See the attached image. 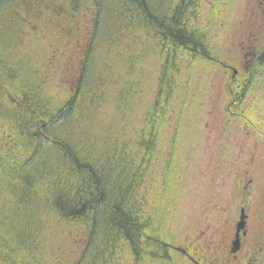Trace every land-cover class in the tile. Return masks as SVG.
Listing matches in <instances>:
<instances>
[{
    "label": "trees",
    "instance_id": "trees-1",
    "mask_svg": "<svg viewBox=\"0 0 264 264\" xmlns=\"http://www.w3.org/2000/svg\"><path fill=\"white\" fill-rule=\"evenodd\" d=\"M197 2L0 1V264L169 263Z\"/></svg>",
    "mask_w": 264,
    "mask_h": 264
},
{
    "label": "rangeland",
    "instance_id": "rangeland-1",
    "mask_svg": "<svg viewBox=\"0 0 264 264\" xmlns=\"http://www.w3.org/2000/svg\"><path fill=\"white\" fill-rule=\"evenodd\" d=\"M249 1L248 14L253 10V0ZM243 2L198 0L194 25L201 31L197 37L203 44L197 48L204 59L193 67L189 93L181 87L176 101L177 108L185 104L186 112L179 122L175 147V159L182 170L168 244L205 261L213 250L230 256L241 209L247 215V225L237 261L255 252L264 228V85L258 87L257 94L246 93L244 106L227 90L228 83L242 74L245 28L255 31L258 26L249 22L247 15L243 20ZM5 24L0 13V30ZM19 24L20 29L9 23L7 33L15 36L21 30L29 34V25H21V19ZM202 28H207L206 32ZM260 77L257 80L264 81V74ZM255 96L262 99L260 106ZM246 111L252 125L242 118ZM117 264L131 262L122 255ZM168 264L190 263H185L180 251H171Z\"/></svg>",
    "mask_w": 264,
    "mask_h": 264
},
{
    "label": "flooded vegetation",
    "instance_id": "flooded-vegetation-1",
    "mask_svg": "<svg viewBox=\"0 0 264 264\" xmlns=\"http://www.w3.org/2000/svg\"><path fill=\"white\" fill-rule=\"evenodd\" d=\"M253 10L248 14V7L247 4H250L249 0H244L242 3V7H244V13L246 17L249 19V22L254 23L256 29L251 31H247L245 28L244 35L246 39L244 40L243 49V58H242V74H238L236 71L234 74H238L239 77V87L241 90L240 99L242 100V106L246 103V93H258V87L264 85V81L257 80L260 75L264 74V0H253ZM246 18V19H247ZM228 69V68H227ZM256 78V79H255ZM261 78V77H260ZM256 104H260L263 102L262 99L258 96H255ZM258 106V107H259ZM257 107V108H258ZM253 110L256 112V109ZM255 114V113H254ZM244 121L246 120L250 125L251 117L248 115V111L242 115ZM242 211V209H241ZM247 225V224H246ZM245 232V233H244ZM244 233V234H243ZM246 236V228L245 230H241L238 234L240 248L239 251L236 253L238 254L242 250V238ZM236 237V233H235ZM235 239V238H234ZM233 243V242H232ZM165 246V245H164ZM232 247V244H231ZM231 247L229 254L230 256H220L218 252L212 251V256H208L207 260H201L194 256H191L187 250H181L180 253L187 259L190 264H233L238 262L237 264H264V228L263 234L260 240L258 241L257 245L255 246L256 250L253 253L252 251L249 254L238 259L236 258V254H231ZM167 250L176 251L178 252L175 247L167 245L165 246ZM225 252V250H224Z\"/></svg>",
    "mask_w": 264,
    "mask_h": 264
},
{
    "label": "water",
    "instance_id": "water-1",
    "mask_svg": "<svg viewBox=\"0 0 264 264\" xmlns=\"http://www.w3.org/2000/svg\"><path fill=\"white\" fill-rule=\"evenodd\" d=\"M246 218H247V216L245 215V211L242 209L240 221L238 222V224L236 226V237H235V241L232 243V247H231V253L232 254H235V253H237L239 251L240 243H239L238 234H239V232L241 230H244L245 229V226H246ZM177 250L180 251L179 249H177Z\"/></svg>",
    "mask_w": 264,
    "mask_h": 264
},
{
    "label": "bare ground",
    "instance_id": "bare-ground-1",
    "mask_svg": "<svg viewBox=\"0 0 264 264\" xmlns=\"http://www.w3.org/2000/svg\"><path fill=\"white\" fill-rule=\"evenodd\" d=\"M167 245H169L168 243H165V246H167ZM163 246H164V244H163ZM165 248V247H164ZM178 247H175V249H177ZM170 251V250H169Z\"/></svg>",
    "mask_w": 264,
    "mask_h": 264
}]
</instances>
